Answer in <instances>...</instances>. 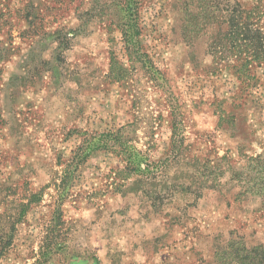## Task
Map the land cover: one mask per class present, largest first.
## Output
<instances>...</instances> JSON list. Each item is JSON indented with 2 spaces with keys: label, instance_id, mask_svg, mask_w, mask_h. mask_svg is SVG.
<instances>
[{
  "label": "rangeland",
  "instance_id": "1",
  "mask_svg": "<svg viewBox=\"0 0 264 264\" xmlns=\"http://www.w3.org/2000/svg\"><path fill=\"white\" fill-rule=\"evenodd\" d=\"M255 3L11 2L0 264H264V59L236 27Z\"/></svg>",
  "mask_w": 264,
  "mask_h": 264
},
{
  "label": "trees",
  "instance_id": "2",
  "mask_svg": "<svg viewBox=\"0 0 264 264\" xmlns=\"http://www.w3.org/2000/svg\"><path fill=\"white\" fill-rule=\"evenodd\" d=\"M14 0H0V20L1 19H9L11 17V13L12 10L9 9L11 2ZM1 5L3 6V8L1 7ZM253 10L251 11L256 18H254V22L253 24L249 23L247 21V18L244 19L243 16L242 18L238 19V24H236V27H238V30H242L245 32V35L247 33V38L246 40H242V41H251L252 47H253V55L255 57V59L257 60H262L264 59V29L260 26V16L261 14H263L264 12V0H256V3L253 4ZM35 9L34 5H32L31 3H26L25 6H23V8L21 10H16L15 13L18 12H23L24 15L26 16V20H28V18L30 19V12H32ZM246 12L243 10L241 11V14H245ZM242 35H244V33H242ZM123 36L125 37V39L128 40L127 37V33L124 32L123 30ZM107 137V136H106ZM108 137L110 138V141H112L113 139L116 140L115 135H108ZM107 137V138H108ZM104 149H108V147H105ZM93 152V150H89V147L84 148V146H80L78 151L75 153V156L77 157V162L78 165L81 164H85L87 162V159L91 156V153ZM17 223V222H16ZM16 223H12V229L15 227ZM9 224H11V222H7L6 227H9ZM11 226V225H10ZM10 231H13L10 229ZM13 237L14 235L10 232V233H6L3 234L2 236H0V260L3 258V256L5 255V253L10 249V247L12 246L13 243ZM256 258H247V263L246 264H257V262H255ZM261 262H263V259L260 260V262L258 264H261Z\"/></svg>",
  "mask_w": 264,
  "mask_h": 264
}]
</instances>
